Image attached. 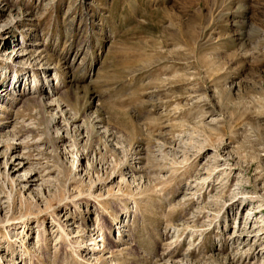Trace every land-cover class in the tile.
Returning <instances> with one entry per match:
<instances>
[{
	"label": "rangeland",
	"instance_id": "obj_1",
	"mask_svg": "<svg viewBox=\"0 0 264 264\" xmlns=\"http://www.w3.org/2000/svg\"><path fill=\"white\" fill-rule=\"evenodd\" d=\"M67 1L0 3L65 110L0 102V264H264V0Z\"/></svg>",
	"mask_w": 264,
	"mask_h": 264
},
{
	"label": "bare ground",
	"instance_id": "obj_2",
	"mask_svg": "<svg viewBox=\"0 0 264 264\" xmlns=\"http://www.w3.org/2000/svg\"><path fill=\"white\" fill-rule=\"evenodd\" d=\"M1 1H3V0H0V3H1ZM51 1H53V0H37V3H38V5H41L44 8V5L50 4ZM56 1L58 3L61 0H56ZM73 1L74 0H68L67 1V4L65 5V7H66L65 14L69 15L71 13L70 12V4ZM57 3L55 4L56 7L59 4V3L58 4ZM76 3L79 4L80 8H82L83 10H87L86 9V5L88 4L87 0H76ZM1 9H2V7L0 6V11H1ZM1 12H0V15H1ZM85 15H88V14L84 11L82 16L84 17ZM18 16L20 17L21 14H19ZM80 18H81V16H80ZM20 19L18 17H15V19H12L11 21L0 19V47H2L3 51H4L3 53L2 52L0 53V64L3 63L4 66H6V67H8L10 65L13 66V72L17 71V69H16L17 67H16V65H14V63L19 61L21 58L23 59L25 50H28V51L29 50H36V52H40V50L42 49V45L45 42H48L51 40L49 35L48 36L44 35V37H42V35H41V36H39L38 39L34 38V39H32L31 42H28L26 39H24L22 34L20 35L19 38H17V39L12 38L10 40V38H11L10 32H12V31H14V29H16V23L18 24ZM86 19H88V17H86ZM71 21H73V20H71ZM73 22H75V21H73ZM87 22L89 23V21H87ZM70 33H71V31H70ZM87 45H88V43H87ZM9 47L11 48V50L7 49ZM85 52H87L86 49H85ZM85 54H82V53H76L74 55L69 54V57H72V61H74V64H76L78 62H80V64H82L86 59ZM38 60L37 61L35 60V63L32 66L30 65L31 67H27L26 69H24V72H22L21 74L13 73V75L11 77V82H10V80H9V82H8V80L5 82V78L9 75L11 76V71L10 72H7V71L6 72L5 71L0 72V102L7 101V98L10 96L14 97V95L17 94V92H18L17 90H20V88L22 89V86L23 87L26 86L27 95L24 94L25 95L23 98L24 102H26L28 100H33V101H36V103H39L41 105H46L49 107V109L52 110V112L54 111L56 117L59 118L57 113L62 114L65 110H64V108H61L60 104H58L59 100H57V98H56V96L58 94V87L56 85L57 84L56 83L57 73L54 69L55 67L50 66V65H46L45 63L39 62ZM94 67H95V65H94ZM94 67H93V65H91L90 69L92 70V69H94ZM29 77L32 78V82H31V85L28 86L27 80L29 79ZM8 78H10V77H8ZM33 84L35 86H37L39 84V86L37 87L36 90H34V91L31 90L32 92H29V90L33 86ZM1 107H2V105H0V108ZM55 123H59V119L58 120L56 119ZM100 123L97 124L98 128L102 127ZM4 127H8V125L7 126L5 125ZM19 144H21V143H19ZM16 158H21V157H18L17 155L12 156L11 157V165H13V169L9 167L10 169H12V172L14 174L12 173L13 174L12 175L10 172H8L9 174H11L12 179H14L13 178L14 176H19V177L23 176V175L20 176L19 170L27 162V161L26 162L23 161L22 158H24V157H22L21 160L16 159ZM13 159H15V161H17V162L13 161ZM8 163H9V161H7L6 164L8 165ZM25 176H23V179H25L24 178ZM19 179H21V178H19ZM26 180L27 181L25 182L26 184L24 185V187L27 185H29V186L33 185L34 179L29 177ZM254 215H255V213H254ZM243 232H245V231L240 232L241 235H243Z\"/></svg>",
	"mask_w": 264,
	"mask_h": 264
}]
</instances>
